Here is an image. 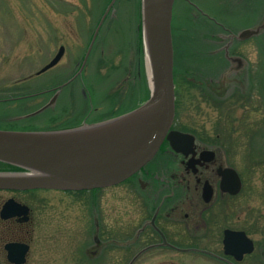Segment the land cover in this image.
Segmentation results:
<instances>
[{
    "label": "rangeland",
    "instance_id": "1",
    "mask_svg": "<svg viewBox=\"0 0 264 264\" xmlns=\"http://www.w3.org/2000/svg\"><path fill=\"white\" fill-rule=\"evenodd\" d=\"M188 1L206 16L185 0L175 1L172 27L178 33V61L180 68L203 79L176 97L180 108L176 107L173 129L191 132L224 151L243 178L237 198L240 219L256 218L264 228V30L235 42L229 66L218 53L226 48L228 35L262 23L264 0ZM109 3L99 16L102 0H0V130L93 124L135 109L149 98L148 64L141 47V0L115 1L84 68L75 76ZM62 46L60 61L39 73ZM180 68L175 69L174 59L179 85ZM65 83L54 107L22 119L52 95L40 92ZM129 196L121 186L98 192L102 221L110 212L111 225L118 229L130 203L123 199ZM9 198L31 212V221L16 230L21 237L29 232L30 251L24 264H126L135 255L115 247L91 254L88 191L0 190V208ZM136 212L130 208L128 214ZM11 230L0 225L2 264H7L3 245L15 237L7 234ZM110 233L115 238L122 235ZM135 264L221 263L197 254L155 252L144 254Z\"/></svg>",
    "mask_w": 264,
    "mask_h": 264
},
{
    "label": "water",
    "instance_id": "2",
    "mask_svg": "<svg viewBox=\"0 0 264 264\" xmlns=\"http://www.w3.org/2000/svg\"><path fill=\"white\" fill-rule=\"evenodd\" d=\"M115 1L111 0L100 19L75 76L84 68L99 29ZM174 3L175 0H141L142 40L150 70L149 98L127 113L98 123L59 130H0V163L23 170L0 172V190L82 191L105 188L117 185L136 173L153 158L164 139L175 151H184L185 141L189 145L192 143L191 135L170 130L175 114L171 32ZM262 30L264 19L260 25L229 37L243 41L257 36ZM63 52L61 47L40 72L55 66ZM58 93L47 105L29 116L51 106ZM235 177L236 185L230 190L233 194L240 189ZM0 217H18L20 221L27 222L29 208L9 199L1 208ZM224 244L225 254L234 255L237 260L253 250L252 242L240 232H225ZM5 250L10 263L23 264L29 247L23 243H8ZM136 258L137 255L133 260Z\"/></svg>",
    "mask_w": 264,
    "mask_h": 264
},
{
    "label": "flooded vegetation",
    "instance_id": "3",
    "mask_svg": "<svg viewBox=\"0 0 264 264\" xmlns=\"http://www.w3.org/2000/svg\"><path fill=\"white\" fill-rule=\"evenodd\" d=\"M234 44L235 41H226L230 55ZM218 53L224 64L229 66L224 47ZM46 91L52 92V95L44 105L51 101L57 89L53 87ZM170 130L191 135L192 143L189 145L185 141L184 151H175L170 142L164 139L153 158L128 179L118 185L88 190L91 254L96 255L115 247L124 253L135 252L126 264L138 263L144 254L155 252L186 256L197 254L221 264H264V228H260L256 218L240 219L237 202L243 188L240 172L218 147L209 145L191 132L173 129V124ZM235 175L240 189L233 194L230 190L236 185ZM120 186L131 197L123 199V202L130 203L125 208L127 213L123 214L119 228L116 226L118 229H115L109 219L110 212L106 213L107 219L102 221L100 218L96 205L97 193ZM130 208L138 212L129 215ZM30 221L22 222L18 217L6 220L0 218V225L12 229L7 234L15 235L5 244L24 243L30 251L26 240L29 232L21 237L22 232L16 231ZM227 231L244 233L252 242L253 251L244 254L240 260L234 255L225 254ZM110 232H120L122 235L115 238ZM136 255L137 258L133 260ZM6 263L11 264L7 258Z\"/></svg>",
    "mask_w": 264,
    "mask_h": 264
},
{
    "label": "trees",
    "instance_id": "4",
    "mask_svg": "<svg viewBox=\"0 0 264 264\" xmlns=\"http://www.w3.org/2000/svg\"><path fill=\"white\" fill-rule=\"evenodd\" d=\"M111 0H102V4L98 10L99 12V16H101V14L104 12V8L106 7L107 3H109ZM172 30H173V40H174V52H175V69H176V66L177 68H180L179 66V61H178V52H179V43H178V33L176 31L175 28L172 27ZM142 44V43H141ZM190 46V45H189ZM142 47V45H141ZM140 47V50H142V48ZM191 48V47H190ZM194 53L195 55L197 54V52L195 51V49H191V53ZM174 69V70H175ZM182 69V67L180 68ZM188 71H190L189 73H187ZM193 71H191L190 69L186 70L185 69H182L181 71V84L179 85L177 82H176V76H175V71H174V81H175V84L176 85V90H175V94H176V97H179V94L182 95V91L185 92L187 87H193V86H197L199 83H201L202 81V77L198 78V76H196L195 74L192 73ZM195 73V72H194ZM193 78H196L198 80H194L193 78H188V76H191ZM215 78H213L212 80H214ZM177 86L180 88L181 92L179 89H177ZM186 86V87H185ZM176 107L177 109L180 108V105L178 104V101L176 100ZM0 170H10V171H21V169L19 168H16V167H13V166H10V165H6V164H3V163H0Z\"/></svg>",
    "mask_w": 264,
    "mask_h": 264
},
{
    "label": "bare ground",
    "instance_id": "5",
    "mask_svg": "<svg viewBox=\"0 0 264 264\" xmlns=\"http://www.w3.org/2000/svg\"><path fill=\"white\" fill-rule=\"evenodd\" d=\"M150 72V70L148 69V73Z\"/></svg>",
    "mask_w": 264,
    "mask_h": 264
}]
</instances>
